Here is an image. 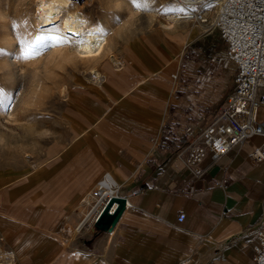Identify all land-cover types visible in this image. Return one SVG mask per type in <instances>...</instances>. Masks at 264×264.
Masks as SVG:
<instances>
[{
  "label": "crops",
  "instance_id": "1",
  "mask_svg": "<svg viewBox=\"0 0 264 264\" xmlns=\"http://www.w3.org/2000/svg\"><path fill=\"white\" fill-rule=\"evenodd\" d=\"M181 42L177 39L171 51L163 43L158 50L162 59L175 58ZM139 47L136 43L131 50L134 62L126 60L127 90L111 79L102 83L105 90L93 84L88 89L103 118L90 139H73L62 147L57 163L30 170L31 180L50 178L51 206L36 186L34 201L30 199L36 205L21 210L14 202L26 197L24 191L13 204L1 193L8 178L0 174V234L15 255L12 263L257 264L253 229L264 218V161L253 163L250 154L264 146V138H248L219 158L209 153L202 174L195 177L185 159L191 145L203 144L201 131L209 124L189 128L177 148L168 146L163 136L173 129L164 124L172 89L161 61L150 53L144 56ZM106 175L120 186L129 207L101 244L81 242L72 249L81 231L73 212L84 190ZM181 213L186 218L179 222ZM14 215L28 220L27 226L20 228ZM38 224L50 228L44 233ZM73 229L78 230L75 237Z\"/></svg>",
  "mask_w": 264,
  "mask_h": 264
},
{
  "label": "rangeland",
  "instance_id": "2",
  "mask_svg": "<svg viewBox=\"0 0 264 264\" xmlns=\"http://www.w3.org/2000/svg\"><path fill=\"white\" fill-rule=\"evenodd\" d=\"M38 1H0L4 12V20L0 19V50H3L0 51V63L12 56L21 63L20 70L24 74L21 81L14 83L15 86L0 68V88L4 90V94L0 96V174L8 178L7 187L1 193L13 203L24 191L26 197L14 202L21 210L27 207L30 210L36 205L30 200L32 198L34 201L36 186L42 188L43 195L47 198L46 204H53L50 178L36 182L27 177L30 170L35 166L46 169L57 163L62 147L74 139L69 119L73 105L82 112L92 111L93 106H97L96 103L87 102V98L83 96L94 83L91 76L94 70L101 74L100 83H107L111 79L113 84H119L127 90L126 60L134 62L131 50L136 43L140 44L139 50L144 56L145 53H150L159 63L161 61V66L168 60L162 59L158 52L164 47L163 43H167L166 50L171 51L177 39L182 41L179 49L184 50V54L176 58L175 70H168L163 75L172 89L169 103L174 102L171 106L167 104L170 106L169 118L164 124L166 128L173 126V129L168 128L165 134L167 137H175L178 144L181 138L186 139L185 133H188L189 128H203L219 116L231 94L236 67L226 57L219 32L213 29L206 31L200 25L185 22H178L175 30H172V26L166 29L168 19L165 15L171 14L169 11L172 0H165L163 5L147 11L137 10L131 0H127L130 3L128 5L134 9L133 12L129 11L126 4L123 8V3L118 11L116 8L119 0H73L71 11L85 19L87 27L102 29L109 39V46L102 51L101 58L99 55L90 60L73 52L76 40L72 41L70 35L73 34L64 31L61 18L48 25L35 23ZM140 3L143 4L144 0H140ZM4 23L7 28H3ZM14 24L17 27L14 28ZM21 36L29 41L36 36L50 39L38 46L37 50L41 53L39 56L23 59L22 46L18 40ZM10 38L18 45L12 53L6 48V41ZM57 38L65 43L58 44ZM154 45L156 49L153 48ZM115 58L119 63H113ZM47 74L50 75L49 78H46ZM63 86L66 91L61 94ZM80 91L83 93H79ZM12 92L18 93L20 99L16 102L18 108L14 115L9 117L7 110L12 105L9 99ZM96 101L98 102L97 98ZM97 112L94 114L96 119L99 117ZM263 115V109H260L259 120H262ZM111 128L108 126L106 130ZM97 182H92L84 190L81 201L94 189ZM18 188L23 189L19 191ZM78 212L79 210L73 212L72 216L76 220L75 226H80L83 219V215ZM37 226L44 233L50 228L42 224ZM106 237L103 233L97 234L90 222L81 227L72 249L81 242L101 244ZM14 259L9 242L0 234V264H10Z\"/></svg>",
  "mask_w": 264,
  "mask_h": 264
},
{
  "label": "built area",
  "instance_id": "3",
  "mask_svg": "<svg viewBox=\"0 0 264 264\" xmlns=\"http://www.w3.org/2000/svg\"><path fill=\"white\" fill-rule=\"evenodd\" d=\"M180 10L165 15L168 20L197 24L219 32L227 59L236 67L234 88L211 124L201 132L202 145H191L185 161L196 177L203 172L201 164L210 153L219 158L251 137L264 138V0H172ZM191 129H188L190 133ZM253 163L264 161V146L250 154ZM111 184V185H110ZM113 184V185H112ZM120 186L106 175L84 198L78 212L83 215L80 227L94 226L103 209ZM129 207V203L127 208ZM84 210L87 211L84 213ZM186 215L180 214L178 221ZM253 260L264 264V218L253 229Z\"/></svg>",
  "mask_w": 264,
  "mask_h": 264
},
{
  "label": "bare ground",
  "instance_id": "4",
  "mask_svg": "<svg viewBox=\"0 0 264 264\" xmlns=\"http://www.w3.org/2000/svg\"><path fill=\"white\" fill-rule=\"evenodd\" d=\"M119 1L120 2L118 3V6L116 8L118 11H119L122 3H123V8H124L125 4L126 5L130 4V3H128L127 0H119ZM164 2H165V0H148L150 8H158L159 6L163 5ZM73 4H74L73 0H39L38 1V5H37V10H36L37 16H36V19H35V20H37V22H35V23H39V24H42V25L43 24L44 25H48L50 23H55L56 21L59 20V18H61L62 19V23L61 24L63 26L64 31H68L71 34H73V35H70L72 41L76 40V43L73 45V52H75V54H78L80 57H83L84 59H89V60L92 59V58H95V57H99L100 54H103L102 51L106 47L109 46V39H108L107 35L104 33V31L102 29H100L98 27H95V26L87 27L88 24L86 23L85 19H82L78 15V13L76 14V13H73L71 11V8H72ZM128 6H129V11L133 12L134 9L132 7H130L131 5H128ZM179 10H180V7L175 2V3H172V6L170 7V11L169 12L170 13H175V12L177 13ZM0 19L4 20L3 7H1V6H0ZM177 23L178 22H174L172 20H170V21L167 20L166 24H165V27L167 29V28H170L172 26V30H175V28H177L175 26V25H177ZM7 27H8L7 24L5 25V23H4L3 24V28H7ZM81 41H87V43H81ZM6 42H7L6 43L7 47L5 45L4 46L6 48H8L9 50H11L10 53L14 52V50H16L15 47H17L18 45H16L15 42L13 41V39H11V38L9 40H7ZM183 54H184V50L181 49L176 54L175 58H173L174 60L171 59L170 61L169 60L165 61L164 65H163L164 71L166 72L168 70H175V63H176L175 60H177L176 58H179ZM99 58H101V55H100ZM113 62H114V64L119 63L116 59H114ZM48 64H50V63H48ZM96 64H94V65H96ZM20 65H21V63L18 61V59L12 58V56H10V58L8 60L6 59L4 62L0 63V68L3 71H5V74H7V79L9 80L10 83L14 84L16 82L21 81L24 78V74L21 73V70H20L21 69ZM2 70H0V71H2ZM48 76H50V75L47 74L46 78H49ZM91 76H92V78H94L93 85H96L97 88L99 87V88H102L103 90L106 89L105 86L102 83L99 82L101 80L100 72L94 70L93 73H91ZM48 80H50V79H48ZM145 81L146 80L144 79L143 82L145 83ZM14 85H12V86H14ZM161 85L164 86L163 84H161ZM6 86H7V84H6ZM8 87H10V86H8ZM10 88H12V87H10ZM46 88L48 89V87H46ZM65 91H66V88L64 86L61 87L60 93L63 94V93H65ZM81 92L82 91H80L79 93H81ZM83 96H85L84 98H87V102H89V103L92 102L91 104L96 103L95 96L91 95L89 93V91H87L86 94H83ZM89 96L91 98H93V99L91 100L89 98ZM18 98H19V94L18 93H16V92H12L11 93V96H10L9 99L12 101V105L7 110V115L9 117H12L14 115L15 111L18 108V103H16L20 99V98L19 99ZM95 112H96L95 105L93 106L92 111H89V112H82L81 109L77 108L74 105L72 106V111H71V115H69V119H71L70 122H71L72 131L74 132V135H75V137H74L75 141H78L79 139L88 141L90 139V137H91V133L95 132V130L101 124L103 118H99V117H97V119L94 118ZM80 129H82V130L80 131ZM88 195H89V193L87 194V196ZM82 205H83V201H81V203L77 206V209L80 210L83 207ZM84 212H85V210H84ZM14 217L21 222L20 228H22V227L25 228L27 226L28 220L22 219V217L16 216V215H14ZM73 231H74L73 232V234H74L73 237H75L77 235V233H78V230L77 229H73ZM33 235H34V233H33ZM60 237H61V239H63L62 236H60ZM14 239H15V236L12 237V240H14Z\"/></svg>",
  "mask_w": 264,
  "mask_h": 264
},
{
  "label": "water",
  "instance_id": "5",
  "mask_svg": "<svg viewBox=\"0 0 264 264\" xmlns=\"http://www.w3.org/2000/svg\"><path fill=\"white\" fill-rule=\"evenodd\" d=\"M128 200L121 196H115L109 204L103 209L97 222L94 225L95 232L109 234L114 231L126 212Z\"/></svg>",
  "mask_w": 264,
  "mask_h": 264
},
{
  "label": "snow or ice",
  "instance_id": "6",
  "mask_svg": "<svg viewBox=\"0 0 264 264\" xmlns=\"http://www.w3.org/2000/svg\"><path fill=\"white\" fill-rule=\"evenodd\" d=\"M131 3L134 5V7L137 8V10H150V6L148 3V0H144V3L141 4L140 0H131ZM13 27H17V25H13ZM47 39H50L49 37L46 36H36L34 40L29 41L26 37H19V44L22 46V53H21V58L23 59H33L39 56L41 53L37 50L38 46L41 45V43ZM57 43L58 44H63L65 43L64 40L57 38ZM81 43H87V41H81ZM3 51V50H0ZM4 94V90L0 88V95ZM2 102V101H0Z\"/></svg>",
  "mask_w": 264,
  "mask_h": 264
},
{
  "label": "trees",
  "instance_id": "7",
  "mask_svg": "<svg viewBox=\"0 0 264 264\" xmlns=\"http://www.w3.org/2000/svg\"><path fill=\"white\" fill-rule=\"evenodd\" d=\"M166 137H167L166 135L163 136L164 140L168 143V146L171 147V148H173V147L175 148L176 144H177V139L175 137H172L171 138L172 140H167ZM160 147H161V145H160Z\"/></svg>",
  "mask_w": 264,
  "mask_h": 264
}]
</instances>
